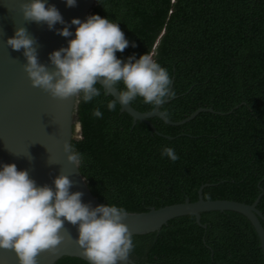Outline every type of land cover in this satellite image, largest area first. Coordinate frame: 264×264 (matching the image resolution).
Wrapping results in <instances>:
<instances>
[{"label": "trees", "instance_id": "trees-1", "mask_svg": "<svg viewBox=\"0 0 264 264\" xmlns=\"http://www.w3.org/2000/svg\"><path fill=\"white\" fill-rule=\"evenodd\" d=\"M92 13L116 20L131 44L120 58L152 52L167 68L175 95L161 109L178 121L133 120L101 87L79 101L71 143L83 154L78 167L90 192L127 212L197 199L252 203L264 215V0H97ZM122 87V85H117ZM131 106H153L137 97ZM99 107L102 116L92 110ZM168 136L170 138H167ZM171 146L178 159L161 155ZM168 220L158 230L135 234V264H263L258 236L241 213L206 211ZM264 228V221L261 220ZM53 264H88L71 256Z\"/></svg>", "mask_w": 264, "mask_h": 264}, {"label": "clouds", "instance_id": "clouds-1", "mask_svg": "<svg viewBox=\"0 0 264 264\" xmlns=\"http://www.w3.org/2000/svg\"><path fill=\"white\" fill-rule=\"evenodd\" d=\"M65 6H74L76 0H64ZM20 9L26 21L43 22L48 28L55 23L63 27L55 31L67 40L48 53L49 66L38 61L35 41L24 25L17 26L5 43L14 50H22L23 69L34 87L51 96H72L77 102H88L115 89V98L106 107L113 110L117 104H130L137 97L153 106V111L164 119L167 110L161 109L166 100L175 95L171 77L152 52L135 53L120 58L116 52L131 44L116 20L97 13L84 19L72 17L65 22L54 4L47 0H21ZM75 27L71 30L68 24ZM100 85L101 87H97ZM122 85V87H117ZM102 116L99 107L92 110ZM65 158L77 169L84 157L67 141L63 144ZM175 161L178 156L168 145L161 149ZM28 159H31L29 154ZM30 157V158H29ZM68 175L60 172L51 185H38L27 169H17L15 163H0V248L11 249L18 264H37L36 256L42 251L55 252L63 239L61 229L65 222L76 225L75 243L89 264H117L126 262L133 248L132 233L124 217L125 207L115 203L92 206L82 202V192L72 191Z\"/></svg>", "mask_w": 264, "mask_h": 264}, {"label": "water", "instance_id": "water-1", "mask_svg": "<svg viewBox=\"0 0 264 264\" xmlns=\"http://www.w3.org/2000/svg\"><path fill=\"white\" fill-rule=\"evenodd\" d=\"M97 0H76L74 6H65L64 0H47L59 10L65 22L72 17L84 19L92 13ZM21 0H0V163H15L17 169H27L29 175L38 185H51L54 176L60 172L69 176L72 181L70 190L82 192L81 201L92 206L104 204L90 192L79 168L66 160L63 144L71 139L79 130L80 125L75 120L77 98L68 96L57 98L47 91L31 85L24 69V56L22 50L11 49L5 38L12 36L17 26L24 25L35 41L38 61L49 66L48 53L61 46H66L71 37L59 35L55 29L63 27L55 23L53 28H48L43 22L26 21L20 9ZM69 29L74 25L68 24ZM172 82V79H171ZM172 84V83H171ZM115 98V89L107 93ZM167 101V100H166ZM120 106V111H125L133 120L145 122L152 132L159 133L150 122L151 117H158L170 125H179L192 119L201 111L216 112L211 107H199L187 117L172 121L164 119L153 111L141 112L131 104ZM170 138L168 136H165ZM31 156L28 159L26 156ZM30 158V157H29ZM202 184L197 190V199L189 201L185 198L182 202L164 205L158 208L150 207L144 212H127L123 222L128 226L132 235L143 234L158 230L168 220L183 216L193 215L195 222L205 227L200 222V214L206 211L231 210L244 215L253 226L258 239L264 264V228L261 220L264 215L256 207L260 194L248 204L229 199H203ZM63 239L56 246V251H42L37 254V264H53L61 257H77L89 264L81 254L79 246L75 243L77 236L76 225L65 222L61 229ZM0 264H18L15 253L11 249L0 248ZM117 264H135L131 255L126 262L117 261Z\"/></svg>", "mask_w": 264, "mask_h": 264}, {"label": "rangeland", "instance_id": "rangeland-1", "mask_svg": "<svg viewBox=\"0 0 264 264\" xmlns=\"http://www.w3.org/2000/svg\"><path fill=\"white\" fill-rule=\"evenodd\" d=\"M76 132H78V131H76Z\"/></svg>", "mask_w": 264, "mask_h": 264}]
</instances>
